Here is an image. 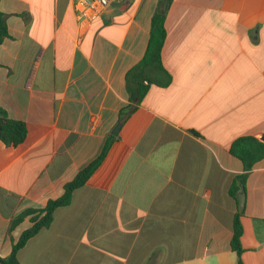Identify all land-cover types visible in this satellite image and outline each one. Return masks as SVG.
I'll use <instances>...</instances> for the list:
<instances>
[{"label":"crops","instance_id":"1","mask_svg":"<svg viewBox=\"0 0 264 264\" xmlns=\"http://www.w3.org/2000/svg\"><path fill=\"white\" fill-rule=\"evenodd\" d=\"M157 2L121 0L86 22L73 0H0V108L28 130L20 145L0 142L1 258L32 226L13 219L61 197L114 137L21 264H237L230 190L244 174L242 260L264 264V158L245 171L230 153L240 137H264V0H173L171 82L128 112L127 74Z\"/></svg>","mask_w":264,"mask_h":264},{"label":"trees","instance_id":"2","mask_svg":"<svg viewBox=\"0 0 264 264\" xmlns=\"http://www.w3.org/2000/svg\"><path fill=\"white\" fill-rule=\"evenodd\" d=\"M172 2L173 0H158L157 7L151 18V29L145 54L142 60L127 74V91L130 101L128 112L135 108L133 107L134 105L142 101L152 84L166 87L171 82V76L162 63V49L167 36L165 28L166 14ZM7 36L8 30L5 16L0 10V44ZM27 132V125L23 121L12 119L5 110L0 108V142L8 146L20 145L25 141ZM114 140V137L107 139L99 156L79 171L73 180L65 184L64 193L61 197L49 200L44 208L27 209L13 219L11 229L26 218L30 219L32 226L22 233L7 258L0 257V264H21L18 259V252L39 231L50 226L54 212L58 208L65 207L71 203L74 191L83 187L99 168ZM230 153L243 162L245 171H250L257 162L264 158V140L252 136L240 137L233 142ZM245 178L246 174L241 175L232 184L230 194L236 201L240 185L245 183ZM241 217L242 214L239 212L234 217L233 237L231 240V248L237 255V264H244L242 260L244 249L241 244L243 235Z\"/></svg>","mask_w":264,"mask_h":264},{"label":"built area","instance_id":"3","mask_svg":"<svg viewBox=\"0 0 264 264\" xmlns=\"http://www.w3.org/2000/svg\"><path fill=\"white\" fill-rule=\"evenodd\" d=\"M118 1L121 0H73L78 18L86 22L101 16L111 4Z\"/></svg>","mask_w":264,"mask_h":264},{"label":"water","instance_id":"4","mask_svg":"<svg viewBox=\"0 0 264 264\" xmlns=\"http://www.w3.org/2000/svg\"><path fill=\"white\" fill-rule=\"evenodd\" d=\"M120 128H121V123L117 124L116 127L114 128L113 130L114 136L118 135ZM237 201H238V211L239 213H242L245 207V192L243 186H241V192H239L237 195Z\"/></svg>","mask_w":264,"mask_h":264},{"label":"rangeland","instance_id":"5","mask_svg":"<svg viewBox=\"0 0 264 264\" xmlns=\"http://www.w3.org/2000/svg\"><path fill=\"white\" fill-rule=\"evenodd\" d=\"M158 3V2H157Z\"/></svg>","mask_w":264,"mask_h":264}]
</instances>
